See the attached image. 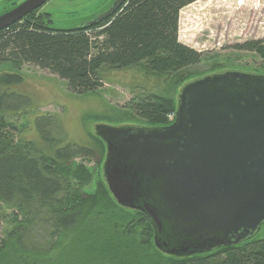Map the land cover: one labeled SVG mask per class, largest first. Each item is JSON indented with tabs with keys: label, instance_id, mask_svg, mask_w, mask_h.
<instances>
[{
	"label": "trees",
	"instance_id": "16d2710c",
	"mask_svg": "<svg viewBox=\"0 0 264 264\" xmlns=\"http://www.w3.org/2000/svg\"><path fill=\"white\" fill-rule=\"evenodd\" d=\"M196 1L125 0L106 19L71 29L51 27L44 21L49 14L38 20L23 18L0 30V64H13L16 69L36 65L67 82L76 94L100 90L103 67L125 69L142 64L158 75L175 77V84H180L187 78L184 72L204 60L203 52L179 39L180 12ZM234 48L257 55L264 69V40L246 41ZM236 72L264 76L259 71ZM23 80L16 71L0 74V264H58L63 258H73L67 251L56 254L70 235L80 231L82 244L93 236L103 240L102 264L128 259L131 250L144 264H264V223L254 234L230 245L197 244L180 255L157 247L153 220L143 211L118 204L105 176L91 191L93 174L74 161L92 157L94 151L56 134L59 120L37 118L40 140L36 141L21 137L22 128L6 119V113L28 104L25 95L13 89ZM179 103L180 96L177 103L165 95L148 94L130 106L149 123L142 127L156 128L176 120ZM97 140L102 157L104 145L101 137ZM106 218L113 221L107 224ZM88 221L90 225L83 230ZM160 236L166 240L164 232ZM73 264L83 263L74 260Z\"/></svg>",
	"mask_w": 264,
	"mask_h": 264
},
{
	"label": "water",
	"instance_id": "95a60500",
	"mask_svg": "<svg viewBox=\"0 0 264 264\" xmlns=\"http://www.w3.org/2000/svg\"><path fill=\"white\" fill-rule=\"evenodd\" d=\"M47 1L26 0L0 15V30ZM124 1L115 0L86 25ZM97 135L107 144L110 192L121 206L149 215L160 249L180 255L197 244L230 245L264 223L263 75L206 76L183 88L171 125L99 126Z\"/></svg>",
	"mask_w": 264,
	"mask_h": 264
},
{
	"label": "rangeland",
	"instance_id": "374dc122",
	"mask_svg": "<svg viewBox=\"0 0 264 264\" xmlns=\"http://www.w3.org/2000/svg\"><path fill=\"white\" fill-rule=\"evenodd\" d=\"M114 1L50 0L28 15V18L38 20L40 16L49 14L44 21L51 27L71 29L110 8ZM179 39L183 44L204 53L203 63L191 72H184L187 78L180 84H175V77L158 75L148 71L142 64L125 69L103 67L100 73L104 86L97 92L76 94L67 82L36 65L24 64L16 69L13 64H0V74L8 71L22 74L23 82L13 89L28 100V104H23L18 111L6 113L5 117L22 128L21 137L39 141L36 119L51 116L59 120L60 128L56 134L68 142L93 149L94 156L77 158L74 163H83L93 174L91 191L94 193L97 180L104 179L107 156V144L103 140L105 152L102 157L97 149V143L101 142L97 140L100 138L96 135L97 128L149 125L131 109L130 104L134 99L148 94H161L178 103L183 86L190 80L233 70L264 72L257 55L234 48L236 44L246 41L264 40V0H198L180 12ZM195 72L200 75H193ZM190 73L192 75L189 77ZM112 221L111 218L105 219L107 224ZM103 222L101 220L99 224ZM89 225L88 221L83 230ZM80 232L70 235L62 250L56 254L67 251L74 257L63 258L58 264H73L74 260L83 264H102L105 255L100 244L103 240L93 236L82 244ZM79 249L81 251L77 253ZM143 261L138 253L131 250L128 259L121 257L115 264H144Z\"/></svg>",
	"mask_w": 264,
	"mask_h": 264
},
{
	"label": "flooded vegetation",
	"instance_id": "af4514ba",
	"mask_svg": "<svg viewBox=\"0 0 264 264\" xmlns=\"http://www.w3.org/2000/svg\"><path fill=\"white\" fill-rule=\"evenodd\" d=\"M25 1L26 0H23V1H20V2L17 1V0H0V15L6 14L8 12H11L12 10L16 9L19 5H21ZM48 1H50V0H48ZM48 1L45 2L43 5H41L40 7L36 8L33 11H31L30 13H28L25 18H28V15H30L31 13H33L36 10L40 9L41 7H43L45 4L48 3ZM15 23H13V24H15Z\"/></svg>",
	"mask_w": 264,
	"mask_h": 264
},
{
	"label": "built area",
	"instance_id": "2783aa9c",
	"mask_svg": "<svg viewBox=\"0 0 264 264\" xmlns=\"http://www.w3.org/2000/svg\"><path fill=\"white\" fill-rule=\"evenodd\" d=\"M173 115L171 114L170 117H172Z\"/></svg>",
	"mask_w": 264,
	"mask_h": 264
}]
</instances>
